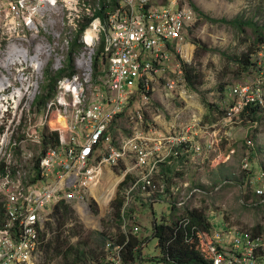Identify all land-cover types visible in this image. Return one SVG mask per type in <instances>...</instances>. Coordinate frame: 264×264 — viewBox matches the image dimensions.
Returning <instances> with one entry per match:
<instances>
[{
	"label": "rangeland",
	"instance_id": "374dc122",
	"mask_svg": "<svg viewBox=\"0 0 264 264\" xmlns=\"http://www.w3.org/2000/svg\"><path fill=\"white\" fill-rule=\"evenodd\" d=\"M101 1L79 0L75 8L71 2L66 4L63 0H32L28 14H33L35 9L38 14L28 18L31 19L28 20L29 26H25L23 36L18 39L20 52L25 53V58L18 67L4 73L0 84V137L6 134L20 144V148L14 149V160L22 165L24 173L31 174L35 162L45 150L43 139L38 142V136L59 132L67 139L74 130L76 113L49 108L56 101V95L46 99V87L59 72L53 69L54 49L60 53L66 41L71 42L77 37V31ZM172 1L149 0L148 3L163 9L171 7ZM190 2L198 11L191 7ZM178 5L192 10L196 20L184 34L180 47L182 54L174 51L168 76L172 77L174 67L180 65L184 75L183 68L191 72L196 84L189 87L184 77L183 82L179 78L174 79L177 84L174 92L158 87L150 105L143 110L144 120L139 132L146 134L156 130L178 136L183 128L191 129L190 133L208 129L209 132L202 136L203 140L215 137L221 140L218 150L216 148L212 154L204 156L196 154V150L181 155V151L174 147L169 160H173L171 164L176 176L169 180L160 178L159 181L155 178L156 182L178 187L179 190L172 193V199L186 198L189 190L199 188L201 192L190 197L185 208H205V215L214 231H224L226 227L245 233H250L256 226L264 229V196L255 195L258 187L264 192V178H257L264 170V111L257 114V122L242 114L232 124L224 120L225 109L231 102L232 87L260 80L264 86V44L257 42L256 33L261 29L264 33V0H179ZM77 16H80L79 20ZM206 17L218 22H211ZM237 18L242 22L239 27L229 25ZM222 20L228 23H222ZM103 36L100 35V40ZM80 42L81 38L73 53L74 67L77 52L83 50L82 56L86 52L90 62V58L93 57L94 61L103 47L101 44L98 50L97 46L85 48ZM195 43H200V48ZM186 47L192 48L190 59L187 58ZM36 51L43 52L40 56L42 70L38 73L32 70ZM247 58L252 65H242ZM86 89L90 91L91 87ZM129 113L127 109L119 114L110 126L115 145L135 134L136 127L128 118ZM222 151L225 153L220 155ZM246 157L250 158L247 160L248 168L244 167ZM126 167L122 161L109 168V173L114 176L100 181L99 186L112 189L111 186L115 185L120 191L135 182L137 177L132 180L131 172L126 173ZM77 197L84 203L65 201L72 209L71 214L66 216L61 212L56 215L54 212L53 220L47 225L46 243L31 264H95L100 260L105 234L113 232L115 238L120 234L104 200L98 205L88 191H82ZM104 197L101 193V198ZM167 200L161 199L153 207L141 198L134 200L136 204H133L131 212L137 214L134 225L141 227L139 237L146 244L142 250L144 257L160 255L151 226L163 217L167 220L172 218L171 205ZM85 203L90 207L91 217L82 207ZM174 213L176 217L184 213V209H176ZM262 237L264 241V235ZM261 256L264 257V252ZM157 263L156 259L150 262ZM174 263L172 260L168 262Z\"/></svg>",
	"mask_w": 264,
	"mask_h": 264
},
{
	"label": "built area",
	"instance_id": "2783aa9c",
	"mask_svg": "<svg viewBox=\"0 0 264 264\" xmlns=\"http://www.w3.org/2000/svg\"><path fill=\"white\" fill-rule=\"evenodd\" d=\"M78 1L63 0L66 4L71 2L75 8ZM178 1H172L169 8L160 9L149 6V0H120L121 7L113 15L104 21L99 18L93 20L80 43L85 48L97 46V50L103 44L101 56L107 60L104 75L95 80L93 57L88 62L87 53L85 56L80 54L83 50L74 55L76 74L57 82L56 101L48 106L56 107L59 112L73 110L76 113V123L72 126L74 130L67 139L59 134V145L50 146L37 159L31 174L24 173L22 165L14 160V149H18L17 146L20 148V144L6 134L0 137V264H31L46 243L47 225L54 218L56 205L66 200H77V204L81 205L84 200H80L77 194L82 191L90 192L98 205L104 200L112 221L114 200L122 199L118 228L119 233L126 237L127 233L138 237L142 234L141 227L134 225L137 214L131 212L136 198L152 206L161 199L166 201L169 193L171 203L167 202L176 209H183L190 197L201 192L195 188L189 190L186 198L172 199V193L178 191V187L158 183L155 179L160 164L172 155L177 144L201 151L202 146L194 139L196 131H192L194 136L188 128L179 131L178 136L156 130L146 134L139 132L144 120L143 110L150 105L158 87L174 92L177 89L174 79L184 81L180 65L174 67L172 77L168 76L170 61L174 51L182 54L180 47L184 34L193 25L195 13L178 5ZM31 4L32 0H0V84L4 73L18 67L22 61L18 39L23 36L25 26H29L28 20L31 19L28 18L38 14L36 9L33 14H28ZM98 10L100 2L90 18L95 17ZM102 34L104 36L100 40ZM71 42L61 45L60 53L56 52L57 48L54 49V71L64 68L65 52L67 57ZM41 53L36 51L34 58L39 56L38 63L32 62L34 73L42 70ZM88 86L90 91L86 89ZM230 101L224 120L232 124L241 114L246 117L244 112L248 107L264 108L263 82H247L232 87ZM127 109L130 110L128 118L136 131L133 136L115 145L110 126ZM203 132L209 131L205 129ZM37 139L40 142L42 137ZM220 140L211 138L209 148L219 144ZM127 158H132L133 166L131 169L127 167L126 173L135 171V182L120 191L117 186L112 191L107 187L101 188L100 181L114 176L108 169ZM249 159L245 158V168L249 166ZM261 177L264 178V170L257 176ZM101 193H104V199ZM255 195L264 196V192L258 187ZM82 207L86 208L89 217L93 215L88 204ZM195 230L196 227H191V232L185 237L186 242L192 240ZM197 234L205 243L213 264H259L264 252L262 237L253 239L248 233L228 227L224 231ZM115 239L113 232L105 234L100 260L95 264H126V242L117 244ZM139 239L141 243L134 251H141L143 260L140 264H150L149 257L142 255L146 244L143 238ZM168 262L171 259L166 258L157 264Z\"/></svg>",
	"mask_w": 264,
	"mask_h": 264
},
{
	"label": "trees",
	"instance_id": "16d2710c",
	"mask_svg": "<svg viewBox=\"0 0 264 264\" xmlns=\"http://www.w3.org/2000/svg\"><path fill=\"white\" fill-rule=\"evenodd\" d=\"M191 7L198 11L197 8L193 3H189ZM120 5V0H110L107 2H100V10L95 14L93 18L85 19L86 22L83 23L77 32V37L73 39L71 42V53L66 58V65L64 69L58 72L56 77L51 80V83L46 87L48 92L46 99H51L53 95H55V90L57 86V82L65 77H72L75 74L74 66H73V53L79 47V40L83 35L84 31L90 26L94 19L99 18L102 21L106 20L109 15H113L118 9ZM150 6V5H149ZM211 22H218L216 19H211L206 17ZM222 23H228L226 20H222ZM242 24L240 18L234 19L229 22V25L232 26H240ZM260 31H256L257 33V42L264 44V33ZM78 43V44H77ZM197 48H200V43L194 44ZM101 52H103V47H101L97 53L93 61V75L94 79L96 80L99 76H103L105 68L107 67V60L105 58H101ZM252 65L250 60L247 58L242 62V65ZM185 71V80L188 83L189 87L195 86V81L191 76V72H186V69L183 68ZM260 111H264V108L261 107H248L244 114L247 117H250L254 120L257 118V114ZM43 146L44 152L50 146H57L59 145V133L54 132L50 135L43 134ZM38 157V160L40 158ZM171 205L172 210V218L165 219L164 217L159 221H154L152 223V232L153 237L157 238V248L160 250V255L157 257L149 258L150 261L156 259V262L165 261L166 258L175 261L176 264H213L212 260L210 259V253L207 251L205 243L202 239L198 236L197 232L199 233H207L210 234L213 230L212 224L209 222L208 218L205 215V208H193V209H184V213H180L179 215L174 216V212L176 211V207L173 204ZM114 206V220L117 222V227L120 226L121 218H120V210L122 206V199L117 198L113 204ZM66 213L71 214L72 209L71 207L65 203V201H60L55 207L56 215L59 213ZM63 215V214H62ZM191 227H196V230L193 232L192 240L186 242L185 237L191 232ZM244 232V231H242ZM245 233V232H244ZM253 239L261 238L264 235V229L262 227L256 226L251 230L250 233ZM146 238V237H145ZM263 238V237H262ZM115 242L117 244L125 243V262L126 264H140V261L143 260L141 256V251L135 250L134 248L138 246L141 241L137 235H132L127 233V237L123 234H119ZM259 264H264V257L261 258Z\"/></svg>",
	"mask_w": 264,
	"mask_h": 264
},
{
	"label": "crops",
	"instance_id": "0c3cea01",
	"mask_svg": "<svg viewBox=\"0 0 264 264\" xmlns=\"http://www.w3.org/2000/svg\"><path fill=\"white\" fill-rule=\"evenodd\" d=\"M197 131H199V132H197ZM193 133V132H192ZM202 136H204V132H203V130L202 129H198V130H196V135H195V137H194V139H195V142H196V144H199V145H201L202 146V149H201V151L200 152H197L196 151V154H198V155H205V154H212L213 152H214V150H216V148H217V150H218V144L217 145H215L213 148H209V145H208V142L211 140V139H202ZM181 148V149H180ZM185 149H187V148H185L183 145H181V146H179V148L176 146V150L177 151H181V155H184V154H186V152H188V153H191L192 151H194V149L193 148H189V149H187V150H185ZM223 153H225V151L223 152L222 151V153L220 152V155H223ZM202 156V157H203ZM171 157V156H170ZM170 158H167L166 160H164L163 161V163L160 165V168H161V170L159 169V172L158 173H156L155 174V178L159 181L160 180V178H165V179H167V180H169L170 178H173V176H176V172H175V170H174V168H173V166H172V159L171 160H169ZM123 163L128 167V168H132V158H127L126 160H123ZM126 167V168H127ZM129 176H131V178H132V180H135V177H137V173L135 172V171H131V173L129 174ZM173 186V185H172ZM154 205H152L151 207H153ZM152 222V221H151Z\"/></svg>",
	"mask_w": 264,
	"mask_h": 264
},
{
	"label": "bare ground",
	"instance_id": "6f19581e",
	"mask_svg": "<svg viewBox=\"0 0 264 264\" xmlns=\"http://www.w3.org/2000/svg\"><path fill=\"white\" fill-rule=\"evenodd\" d=\"M186 45V44H185ZM186 51H187V54H188V56H187V58H189L190 59V57H192L191 56V54H192V48H190V47H186ZM25 58V53H22V61H23V59ZM38 60H39V56H38V58H34V63H38ZM187 60V59H186ZM2 91V90H1ZM3 92V91H2ZM112 187V189H110L109 188V190H113L116 186L115 185H113V186H111ZM83 209L86 211V209H85V207H83Z\"/></svg>",
	"mask_w": 264,
	"mask_h": 264
}]
</instances>
